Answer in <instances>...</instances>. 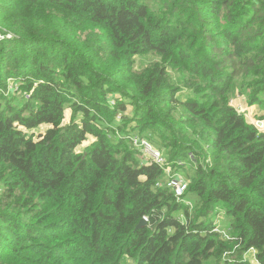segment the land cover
<instances>
[{
  "label": "trees",
  "instance_id": "1",
  "mask_svg": "<svg viewBox=\"0 0 264 264\" xmlns=\"http://www.w3.org/2000/svg\"><path fill=\"white\" fill-rule=\"evenodd\" d=\"M0 32V264H264V0H0ZM143 53L161 60L135 70ZM133 131L187 161L192 208Z\"/></svg>",
  "mask_w": 264,
  "mask_h": 264
},
{
  "label": "rangeland",
  "instance_id": "2",
  "mask_svg": "<svg viewBox=\"0 0 264 264\" xmlns=\"http://www.w3.org/2000/svg\"><path fill=\"white\" fill-rule=\"evenodd\" d=\"M2 35H3L2 32H0V39L2 38ZM5 38H11V36L7 35ZM133 59H134L133 68L135 70H142L145 67H147L149 64H152L154 62H158L161 60V58L159 56L152 54V53L135 54L133 56ZM168 74H169L173 83H175V84L179 83L180 77H179L178 72H176L174 69L169 68ZM18 85H19V79H8L7 80V88H8L7 92L9 93V95H11V93H14V95H16V97H15L16 100L18 102H20L23 99H27L29 94L24 95L23 93H21V91L17 89ZM191 95L193 96L191 90H189L187 88H182L177 93L176 96H177V99L179 101H183L184 99H186L187 97H189ZM112 99H114V97H111L109 99L110 104H111ZM114 101H116V100H114ZM230 103L233 106H235L239 112L245 113V116L248 120L257 121L258 114H256V112L259 110H258V107L256 105H250V104L246 103L245 98H243L239 95H236V93L233 95V98L231 99ZM126 112H128V114L131 115L130 109H128ZM71 115H72L71 109L67 108L64 112V118L62 121V125H66L70 122ZM80 118H81V115L78 114V115H76L75 120L78 121ZM259 121H261V120H259ZM117 122H120V121H117ZM262 123H261V127H262V129H264V121H262ZM112 125H115V124L112 123ZM128 125L131 126V124H128ZM48 127H49V125H41V126L35 128L34 130H26V131L28 133H30L32 131L35 132V138L34 139H37L38 134L36 132H38V133L44 132ZM23 130H25V129H23ZM109 134H110V137L112 140H115L116 136H118L117 131H112ZM132 134H138V135L144 136L143 134H145V133H141L139 131H133V132H130V136ZM150 138L154 142L153 145L155 147H157L158 142H159L157 137L154 134H151ZM151 140H149V141H151ZM93 141H94L93 136L88 135L86 141H84L81 145H79L76 148V151L81 150L85 145H87ZM130 145L132 146L131 142H130ZM136 155H137L136 157L138 160L144 161L140 154L136 153ZM166 158L169 160L168 161V163H169L168 168L169 169L168 168L166 169L167 172H166V175L164 174L165 177L169 180L170 179H172V180H174V179L184 180L188 184V180L186 179L187 178L186 172H187L188 167L184 165V169L179 168L181 164H184L187 161L184 160V163H183L182 162L183 158H177L178 161L174 162V161L170 160L168 156ZM172 164L173 165L176 164L174 167L175 169L172 167ZM178 168L181 170H177ZM1 187H2V184H1V180H0V190H1ZM186 189H187V187H186ZM185 193H186V190L180 197H176V196L175 197L177 200H180V202H181V204H183V206L190 208L191 206H193L197 202V196L195 194H192V192H188V194H186V195H185ZM173 215L176 217H179L182 221L184 220V216L182 214V211H177ZM208 217H209V221L213 224L216 231L220 232L225 237H228V238L230 237L229 236L230 235V222H229V217L226 214V209H225L224 204H222V203L216 204L213 207V209H212V211ZM255 253H256L255 250L250 249L243 254V258L246 259L247 261H249L251 264H256ZM122 264H135V263L131 258L124 257Z\"/></svg>",
  "mask_w": 264,
  "mask_h": 264
},
{
  "label": "built area",
  "instance_id": "3",
  "mask_svg": "<svg viewBox=\"0 0 264 264\" xmlns=\"http://www.w3.org/2000/svg\"><path fill=\"white\" fill-rule=\"evenodd\" d=\"M114 103L115 101L114 99H112L111 105H113ZM130 142L132 143V148L141 155L144 162L158 165L163 169V172L166 175L168 162L161 149L155 147L147 137L138 134H132L130 136ZM166 185L173 190L176 197H180L186 190L187 182L179 179H167Z\"/></svg>",
  "mask_w": 264,
  "mask_h": 264
},
{
  "label": "water",
  "instance_id": "4",
  "mask_svg": "<svg viewBox=\"0 0 264 264\" xmlns=\"http://www.w3.org/2000/svg\"><path fill=\"white\" fill-rule=\"evenodd\" d=\"M144 223H145V220L142 219V220L140 221V223H139V226H140V225H143Z\"/></svg>",
  "mask_w": 264,
  "mask_h": 264
}]
</instances>
